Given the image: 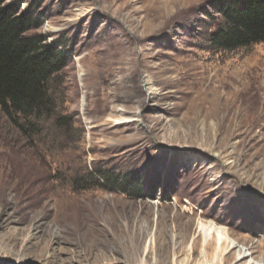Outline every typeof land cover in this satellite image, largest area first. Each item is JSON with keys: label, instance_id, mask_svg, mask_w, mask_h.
Returning a JSON list of instances; mask_svg holds the SVG:
<instances>
[{"label": "rangeland", "instance_id": "rangeland-1", "mask_svg": "<svg viewBox=\"0 0 264 264\" xmlns=\"http://www.w3.org/2000/svg\"><path fill=\"white\" fill-rule=\"evenodd\" d=\"M215 1L2 0L73 127L0 106V264H264V43L210 49Z\"/></svg>", "mask_w": 264, "mask_h": 264}, {"label": "trees", "instance_id": "trees-1", "mask_svg": "<svg viewBox=\"0 0 264 264\" xmlns=\"http://www.w3.org/2000/svg\"><path fill=\"white\" fill-rule=\"evenodd\" d=\"M214 10L220 20L207 35L213 51L233 52L264 43V0H216ZM39 23L28 14L18 16L14 7H2L0 0V106L29 137L40 134L49 120L58 128L73 127L70 118L59 116L55 91L68 60L57 47L44 45L41 36L28 34ZM118 186L123 193L139 189L130 176Z\"/></svg>", "mask_w": 264, "mask_h": 264}, {"label": "bare ground", "instance_id": "bare-ground-1", "mask_svg": "<svg viewBox=\"0 0 264 264\" xmlns=\"http://www.w3.org/2000/svg\"><path fill=\"white\" fill-rule=\"evenodd\" d=\"M221 242V239H219V243ZM205 256H206V254H205ZM242 257V253L240 252V254L237 256V259H240ZM206 258H207V256H206ZM212 261V260H211ZM214 261V260H213ZM209 263V262H208Z\"/></svg>", "mask_w": 264, "mask_h": 264}]
</instances>
